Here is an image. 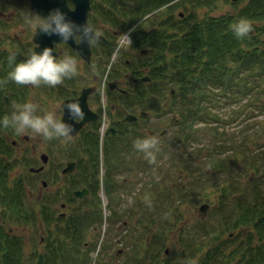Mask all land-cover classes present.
<instances>
[{
	"label": "rangeland",
	"instance_id": "obj_1",
	"mask_svg": "<svg viewBox=\"0 0 264 264\" xmlns=\"http://www.w3.org/2000/svg\"><path fill=\"white\" fill-rule=\"evenodd\" d=\"M96 1L93 0L94 3H98ZM231 2L232 0L229 3L218 0L212 8L196 9L194 11L196 19L200 21L205 17L234 14L235 9L230 5ZM185 9L187 12L190 11L188 8ZM0 11H3V18L0 20V52L2 50L9 53L17 49L22 42L31 43L33 30L27 26L26 18L32 15L29 13L27 3L24 2L19 6L12 0H0ZM178 12L176 10L175 15ZM165 14L166 10L161 9L150 17V22L143 20L139 28L147 31L158 26ZM125 32L121 31L119 37ZM123 47L117 54L120 58L118 63L115 61L117 57L112 60L113 51L111 58L107 60L105 56H100L102 55L98 50L100 47L93 46L92 57L87 64L80 57L73 56V52L71 53L66 47H62L59 58L71 55L79 63L80 75L74 78V85L69 80H65L56 88L44 85L39 88L27 86L23 91L24 96L21 97L19 93L12 103H24L30 100L41 108L54 110L56 117L60 119L64 96L67 98L74 90L78 92L81 88H97L96 92L89 95L88 107L98 113V119L87 124L82 131L89 132L94 124L98 128L100 142L98 179L101 184L97 195L101 201L99 205L102 207L101 218L95 214L100 209L95 205V201L88 206L83 205L84 207L82 206V209L76 212L82 215L81 213L85 210L92 218L83 232L85 245L82 250L88 252V264H124L131 251L137 249L139 239L147 242L157 231V226L151 224L149 219L159 220L163 215L168 218L169 223L174 225H171L169 233H165L166 243L160 254L155 256L157 264H162L166 260L169 261L168 263L176 261L174 253L185 258L182 250L187 249V245H190L193 259L199 262L204 252L212 245L210 237L221 230L218 220L223 214L228 213L225 209L231 205H224L220 201L222 197L218 189L221 188L222 182L237 177L243 187L247 185V180L253 182L254 178L262 177L261 180L264 183V167L258 173L253 168V166L262 165L260 159L264 156V154L261 155L264 152V92L259 94L260 89L250 90L244 95L237 92L235 86L226 88L219 84L206 86L202 89L206 98L200 103L204 119L197 120L192 125L193 130L188 137V142L185 143L181 138L182 123L178 111L169 106L168 94H165L166 97L161 102L162 107L167 108H163L159 115L153 112L151 104L144 109L136 107L137 110L133 113L125 108L124 102H121L122 99L108 98L109 90L103 79L114 68H120L122 71L124 68L120 66V63L125 59L133 58V55L128 53V48ZM99 65L105 66L104 76L102 78L98 74V77L94 78L101 69ZM246 81L248 88H252L254 81L249 78ZM115 82L120 89L129 90L131 89L129 85L133 81L130 77L129 79L121 78ZM256 83H259V88L264 84L263 81ZM124 111L137 116L139 113L147 112L146 119L137 118L135 125L127 127L131 133L127 140L131 139L136 130L142 132L143 138L158 137L160 151L156 155V163L150 164L143 153L137 152L131 143L127 149L125 143H119L122 153H116L110 159L106 155L104 149L107 147V140L105 138L109 137L105 135L106 130L112 128L113 122L126 123L123 121ZM126 125L131 124L126 123ZM3 136L8 143H15L11 157L12 159L17 157L19 160L16 168L8 175L10 183L18 176L25 178L29 174V168H38L42 165L41 154L48 157L47 164L43 165L44 169L28 180L33 182V185L25 186V199L28 204L36 207L38 212V204L54 198L50 209L54 210L56 215L64 218L73 215L74 209H78L83 200L76 198V201L71 204L75 206H72V209L66 208L69 205L67 201L69 194L73 191L69 184L72 176L77 174V166L71 174H62L61 170L67 162H75L66 151L70 145L77 147V140L82 137V132L73 137L67 145L59 140L44 141L32 135L16 136L11 133ZM212 158L217 159L216 161L222 160L226 167L218 171L210 169ZM22 160L28 161L23 163ZM107 160L113 166L112 170L115 169L110 173L112 182L116 185L112 199L105 193L102 184L103 176L108 172ZM53 163L57 166H52ZM54 178V182L51 181ZM42 181L45 182V186H41ZM145 197L150 199L152 207L147 206ZM62 203L65 205L61 208ZM202 204H206L207 208L201 213L199 208ZM3 213L1 210L0 226L4 231L21 238L23 262L34 264L35 254L42 252L46 244L45 237H47L44 224L37 217L38 213L34 218L35 221L30 223L16 221L12 216ZM203 227H207V234H204ZM239 231L245 233V230L239 229L230 233L227 231L221 234L219 240L230 239ZM242 237L245 236L242 235ZM195 244L201 245V249L196 251ZM165 250H167L166 253ZM149 260L150 258H147L146 262Z\"/></svg>",
	"mask_w": 264,
	"mask_h": 264
},
{
	"label": "trees",
	"instance_id": "obj_2",
	"mask_svg": "<svg viewBox=\"0 0 264 264\" xmlns=\"http://www.w3.org/2000/svg\"><path fill=\"white\" fill-rule=\"evenodd\" d=\"M104 1L113 10L122 7L126 12L124 19L128 18V20L123 22L126 23L122 26L123 31L137 25L135 31L131 32V48L149 50L146 55L135 54L130 60L125 59L121 62L120 66L124 69L122 71L120 68L112 69L106 76V83H113L121 78L126 79L123 73H128L132 80L148 76L150 82L142 84L131 82L129 85L131 91L126 90V94L108 91V98L122 99L121 102H124L125 108L133 113L136 112V107L144 109L151 104L153 112L159 115L163 108H167L162 107L161 102L166 97L165 94H168L169 106L178 111L182 123L181 138L185 143L188 142V137L193 130L192 125L197 120L204 119L200 103L206 98V94L202 91L206 86H217V84L225 88L235 86L237 92L244 95L250 90L260 89L259 94L264 92V84L259 88V83H256L264 82V0H237L235 3H230L235 9L234 14L205 17L200 21L196 19L194 11L203 7L212 8L218 0H128L131 5H127L125 0ZM223 1L229 3L231 0ZM240 4L242 5L239 6ZM185 8L190 11L187 12ZM161 9L166 10V14L158 26L150 28L148 32L142 31L139 26L143 20L150 22V17ZM176 10L179 12L175 15ZM180 10L183 12L182 18H179ZM241 18L248 19L253 25V31L243 40L237 39L230 29V25ZM108 22L116 28L120 26L119 22L115 23L111 19ZM102 46L98 50L107 60L110 59L113 48ZM72 55L75 56L73 53ZM8 57L9 53L5 52L0 58V67H2L0 80L6 79L14 66L9 64ZM19 62L16 60V63ZM99 66L101 69L98 74L103 78L105 66ZM248 78L254 81L250 89L246 81ZM69 81L74 85V79ZM26 88L27 86L17 85L11 81L0 85V118L11 114L13 99H17L19 93L23 97V91ZM171 90H174L173 95ZM78 94L79 91L74 90L67 97H76ZM4 96L9 98L8 103H4ZM63 99H66V96ZM139 118L146 119L145 116H139ZM133 125L135 123L131 125L112 123L111 127L116 130L117 136L109 135L105 139L107 147L104 151L109 159L116 153H122L119 143H126L127 149L133 144V139L143 138L142 132L136 130L131 139L127 140V137L131 136L127 127ZM82 130V137L77 140V147L70 145L66 151L77 164V174L72 176L69 186H72L73 190L85 187L89 190L90 197L83 198L73 215L64 218L50 209L54 198L50 200L48 197L49 199L45 202L38 204V212L36 207L28 204L25 199V186H32L33 182L28 180L36 175L29 173L26 179L18 176L12 183L9 182L8 175L16 168L19 160L17 157L12 159L14 147L3 136L13 132L0 127V209L4 212L3 214L24 223L35 221L34 218L38 213L37 217L42 220L44 230L47 231L46 244L42 252L35 254L34 264H88V252L82 250L85 245L83 232L92 218L85 210L81 213L82 215L76 212L81 210L83 205L88 206L95 201V205L100 208L95 214L101 218L99 206L101 201L97 195L100 187L98 179L100 142L97 125L94 124L89 132ZM263 154L264 152L261 155ZM216 160L210 159V169L218 171L226 167L222 160ZM22 161L26 163L28 160ZM260 161L262 165L259 163L260 166H253L257 173L264 167V156ZM107 163L108 172L103 176L102 184L105 193L112 199L116 185L113 184L110 173L115 169L112 170L113 166L110 165L109 160ZM258 178H254L253 182L247 180V185L243 187L237 177L222 182L221 188L218 189L222 197L220 201L224 205H231L225 209L228 213L223 214L218 220L221 230L210 237L212 245L204 252L198 264H231L233 262L264 264V183L261 180L262 177ZM54 180L55 178L51 181L54 182ZM67 201L71 205L76 198L69 194ZM149 222L157 226V231L147 242L139 239L137 249L131 251L124 264H157L156 257L166 243L165 233H169L171 225L174 224L169 223L164 215L162 219H149ZM206 228L203 227L204 234H207ZM238 229L245 230V233L239 231L232 238L229 237L230 239L219 240L224 232H235ZM22 245L21 238L4 231L0 226V264H24ZM195 249L200 250L201 245L195 244ZM174 254L176 261L168 263L169 261L166 260L162 264H183L185 259L193 258L190 245L182 250L185 258ZM147 258H150L149 262H146Z\"/></svg>",
	"mask_w": 264,
	"mask_h": 264
},
{
	"label": "clouds",
	"instance_id": "obj_3",
	"mask_svg": "<svg viewBox=\"0 0 264 264\" xmlns=\"http://www.w3.org/2000/svg\"><path fill=\"white\" fill-rule=\"evenodd\" d=\"M26 24L35 33L39 30L48 36L55 34L63 42L79 37L80 42H86L89 46L98 43L102 35L99 30L87 22L77 25L68 20L58 8L50 11L46 17L37 14L35 17L29 16L26 18ZM230 29L237 39L243 40L253 31V25L248 19L241 18L231 24ZM128 39H131L130 33ZM16 57L17 53L9 52L8 62L14 66L7 78L0 80V85L11 81L17 85L34 88L42 85L56 88L65 80H71L80 75L76 58L71 55L58 58L53 54L52 48L45 47L40 53L33 50L26 60L19 63H16ZM63 107L71 120L82 121L85 118V113L78 103L68 102ZM0 127L5 130L10 129L16 136L32 135L44 141L59 140L66 145L73 140L72 133L75 131L71 124L58 119L54 110L41 108L40 105L30 100L24 103H13L11 114L0 118ZM159 145L160 140L156 136H147L133 141V148L143 153L150 164L156 163V155L160 151ZM145 203L148 207H152L147 197H145ZM183 264H198V261L188 258L183 261Z\"/></svg>",
	"mask_w": 264,
	"mask_h": 264
},
{
	"label": "water",
	"instance_id": "obj_4",
	"mask_svg": "<svg viewBox=\"0 0 264 264\" xmlns=\"http://www.w3.org/2000/svg\"><path fill=\"white\" fill-rule=\"evenodd\" d=\"M17 1H23V0H17ZM74 4V9L70 10L68 6L65 4V0H31V7L33 10L36 11V13L39 16H47L48 10H55V9H60L66 16V18L72 22H74L77 25H82L85 22H87V16L88 12L91 10L89 0H68ZM233 2L237 0H232ZM179 17H182V14L179 15ZM105 41L104 37L101 36V39ZM33 42L37 44V46L34 47V50L37 53L42 52V50L45 47L52 48L53 49V54L57 56V53L54 52V44L63 42L61 38L55 34L52 36L45 35L39 30L37 31L36 35L33 38ZM73 50L74 54L80 57L85 63H89L91 60V46H89L86 42H80V39L78 40L77 43H75V39H70L69 41L66 42ZM12 52L17 53L16 59L21 61L26 60V56H22L17 50H13ZM141 54H146V50H141ZM149 77H142L141 79H135L134 82H149ZM108 88L113 90L117 89L118 87L114 83L108 84ZM94 92L93 88H82L80 94L78 95L77 98L71 99L67 98V100H64L61 104V110L62 116L60 119H63L65 122L71 124L75 131L72 133L73 136H76L80 130L88 123H90L93 120L97 119V114L94 113L90 108L88 107V96ZM123 92V91H122ZM173 93V92H172ZM5 103H7L8 98L5 96L4 97ZM68 102H76L80 105V107L83 109L85 113V118L82 121H73L70 119V117L67 115V112L65 111L63 105H65ZM136 117L133 115H129L125 113V116L123 118L124 122L128 123H133V121H136ZM108 131H111L114 133L115 131L113 129H109ZM40 160L42 165L40 167L36 168H29V172L38 174L44 169L45 164L48 162V157L45 154H41ZM55 165V164H54ZM66 167L61 171L62 174H70L72 171L75 170L76 164L74 162H67ZM42 186H45V182H41ZM88 190L82 189L80 191H74L73 195L74 197L78 199H82L83 195H87ZM64 206L62 204L61 208ZM207 205L202 204L201 207L199 208V211L202 213L206 210ZM167 250H165V253Z\"/></svg>",
	"mask_w": 264,
	"mask_h": 264
},
{
	"label": "flooded vegetation",
	"instance_id": "obj_5",
	"mask_svg": "<svg viewBox=\"0 0 264 264\" xmlns=\"http://www.w3.org/2000/svg\"><path fill=\"white\" fill-rule=\"evenodd\" d=\"M12 1L14 3H16L17 5H19V6L22 5L24 2H26L27 6L29 7V13L32 16H36V14H37L36 11L33 10L32 7H31V0H23V1H20V2L17 1V0H12ZM96 2H98V3H94L93 0H89L90 6H91V10H90V12L88 14V17H87V23L91 24L93 26V28H95L96 30H99L101 32V34H102L101 36L104 37L105 41L100 40L98 43L92 45L91 46V51H92V47L93 46L94 47H97V46L98 47H103L102 45H104L107 48L108 47L109 48H113L114 46H116V43H117L119 35H120L119 33L121 31H123L122 26L126 24V23L124 24L123 22H126L128 20V18L124 19V15H125L126 12H124L122 7H119L117 10H113V8H111V6L109 4H107L104 0H97ZM125 3L127 5H131V2L128 1V0H125ZM65 4L68 6V8L70 10L74 9V4L72 2H70L68 0H65ZM50 11H52V10H48L47 15L49 14ZM2 15H3V11H0V20L3 18ZM42 17H44V16H42ZM109 19H111L115 23L119 22L120 26L118 28L112 26V24L108 22ZM2 23H3V21H2ZM4 23H5V21H4ZM148 31L149 30H147L145 32H148ZM35 35H36V33L33 31V34H32V37H31L32 38L31 39V43H23L22 42V43L19 44L17 49H13V50H17L22 56L23 55L24 56H29L32 53V51L34 50V47L37 46V44H35L33 42V38H34ZM78 40H79V37H77L75 39V43H77ZM53 47H54V52L57 53V57L58 58L61 56V48L62 47H66L69 51L73 52L72 48L66 42L55 43ZM127 51H128V53L130 55H134V54H139L140 56L142 55L141 54V50H134V49L131 48V46L128 48ZM146 51H147L146 54L149 53L148 52L149 50H146ZM4 53H5V51L1 50L0 58L4 55ZM75 56H77V55H75ZM100 56L102 57V55H100ZM119 60H120V58L117 57L116 61L118 63H119ZM123 76H125L126 78H130L128 73H123ZM97 77H98V73L95 74L94 78H97ZM117 87H118V84H117ZM90 88H93L94 92H96V90H97L96 87H90ZM81 90L79 91V93L81 92ZM112 91H119V90L117 88V89H113ZM92 94H90V95H92ZM67 98L74 99V98H77V96L76 97H67ZM67 98H66V100H67ZM88 98H89V96H88ZM95 113L97 114V117H98V113L97 112H95ZM124 115H125V111H124ZM91 122H94V121H91ZM88 124H90V123H88ZM105 135H109V133L106 132ZM91 185L92 184H90V186ZM86 196L90 197L89 190H88V194ZM72 206H75V205H72ZM72 206L71 205H67L66 208L72 209ZM74 210H76V209H74Z\"/></svg>",
	"mask_w": 264,
	"mask_h": 264
},
{
	"label": "built area",
	"instance_id": "obj_6",
	"mask_svg": "<svg viewBox=\"0 0 264 264\" xmlns=\"http://www.w3.org/2000/svg\"><path fill=\"white\" fill-rule=\"evenodd\" d=\"M127 42V36H123V38L120 40L119 44L126 43Z\"/></svg>",
	"mask_w": 264,
	"mask_h": 264
}]
</instances>
